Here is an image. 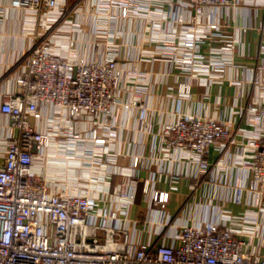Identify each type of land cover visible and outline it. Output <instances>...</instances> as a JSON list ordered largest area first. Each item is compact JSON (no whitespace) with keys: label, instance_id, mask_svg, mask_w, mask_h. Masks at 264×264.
Masks as SVG:
<instances>
[{"label":"built area","instance_id":"2783aa9c","mask_svg":"<svg viewBox=\"0 0 264 264\" xmlns=\"http://www.w3.org/2000/svg\"><path fill=\"white\" fill-rule=\"evenodd\" d=\"M234 1L91 0V4L96 12L95 34L111 37L119 33L117 26L108 24L118 16L147 18L148 37L156 41L160 53L173 65L188 73H199L209 81L211 69L231 63L238 32L245 24L219 34L220 38L207 45L206 51L201 50L200 43L217 27L212 9ZM65 2L10 0L13 5L34 10L43 25L55 19L50 11ZM180 10H186V16ZM72 42L68 37L64 52H57L45 40L34 38L14 76V88L1 93L0 111L16 132L0 145V264H264V253L248 250L231 226L216 221L181 223L176 242L140 241L133 245L116 222L99 224L103 230L99 237L94 216L101 210L86 186L73 191L47 189L45 178L33 167L36 150L56 136L59 138L53 154L75 155L74 150L80 149L91 162L113 161L115 154L107 151L104 137L96 134V126H108L104 117L113 113L116 104L131 106L116 94L119 67L113 48L101 58L85 57L71 50ZM176 92L180 97L188 96L187 79L176 82ZM135 102L141 112L144 105L131 100ZM47 104L52 114L45 117L46 128L41 130L32 119L41 118ZM248 109L264 116V85ZM63 116L94 123L85 141L80 131L62 124ZM159 133L161 147L171 152L170 164L179 158L192 164L190 185L194 188L208 167L204 154L209 144L221 149L230 132L228 119L188 112L162 121ZM246 144L249 157L243 164L250 174L248 186L264 195V129L249 135ZM144 158L133 153L130 165L143 166ZM128 181L133 184L134 178ZM120 193L132 196V191ZM166 198V189H150V200L162 202ZM107 214L117 216L111 209Z\"/></svg>","mask_w":264,"mask_h":264},{"label":"crops","instance_id":"0c3cea01","mask_svg":"<svg viewBox=\"0 0 264 264\" xmlns=\"http://www.w3.org/2000/svg\"><path fill=\"white\" fill-rule=\"evenodd\" d=\"M50 12L55 19L43 25L34 10L0 0V99L2 92L14 88V76L34 38L64 52L66 39L71 37V50L85 57L101 58L113 48L119 67L116 94L131 106L116 104L113 113L104 117L108 126H96L107 151L115 154L113 161L91 162L80 149L74 150L75 155L53 154L59 138L56 136L36 150L33 167L45 178L47 189L73 191L86 186L101 210L94 216L99 237L103 232L99 224L116 222L133 245L140 241L176 242L181 223L216 221L231 226L248 250L264 253V195L248 186L250 174L243 164L249 157L247 138L264 129V116L248 109L264 85V0H235L226 7L212 9L217 27L200 43L202 51L218 40L219 34L242 23L245 28L238 32L231 63L211 69L209 81L199 73H188L173 65L160 53L156 41L148 37L147 18H113L109 27L117 26L120 32L108 37L95 34L96 12L91 0H66ZM180 12L186 16V10ZM183 79L189 82L187 97L176 92V82ZM133 99L144 105L141 112L136 102L131 103ZM188 112L228 119L230 132L221 149L209 144L204 154L208 167L194 188L190 185L192 164L183 158L170 164L171 152L161 147L159 133L162 121ZM50 114L51 106L47 104L43 116L32 119L33 125L45 129V117ZM63 117L62 124L80 131L85 141L94 123ZM15 132L7 115L0 111V145ZM133 153L145 157L143 166L130 165ZM130 177L134 178L133 184L128 181ZM151 188L166 189L167 198L162 202L150 200ZM121 191H132V196ZM110 209L116 217L107 214Z\"/></svg>","mask_w":264,"mask_h":264}]
</instances>
